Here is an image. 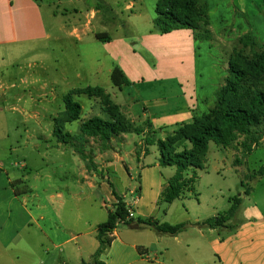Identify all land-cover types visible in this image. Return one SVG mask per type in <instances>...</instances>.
Segmentation results:
<instances>
[{
  "label": "crops",
  "instance_id": "obj_1",
  "mask_svg": "<svg viewBox=\"0 0 264 264\" xmlns=\"http://www.w3.org/2000/svg\"><path fill=\"white\" fill-rule=\"evenodd\" d=\"M124 1L125 11H136L126 20L118 17L122 14L120 0H0V48H14L26 54L38 52V59L43 62L50 57L52 42L66 39L77 48L82 59L77 81L85 82V87L103 88L122 112L134 111L133 104H129L130 96L126 97L129 94L124 92L126 87H138L140 96H150L158 85L165 95L176 87L181 100L180 106L171 107V93L162 98H144L142 110L134 111L137 117L131 118L144 131L114 136L109 143L82 135L81 124L85 119L66 123L70 134L67 137L74 143L70 146L74 159L71 172L74 171L76 184H55L50 175L41 172L39 165L32 176V169L30 173L17 175L13 171L15 167L22 171L29 168L28 156L22 157L21 166L15 162L7 167L0 160V264H91L99 247L97 228L107 221L118 197L133 205L134 220L153 219L172 225L186 220L183 215L175 219L172 216L189 207L183 197L191 191L171 204L164 202V191L176 168L160 164L155 141L164 140L177 124L190 123L195 115L207 113L220 81L227 74L223 72L220 76L218 71L216 78L210 77L207 84L210 90H207L200 83L201 68L216 69V63L211 52L208 63L203 62L200 41H195L193 32L180 29L157 33L152 10L159 0ZM238 1L236 5V0H229L227 7L232 6L234 16H248L247 27L242 32L256 36L255 24L264 30V10L259 0H251L256 10H250L247 0ZM207 2L212 34V39L205 41L208 43L214 36L211 23L214 9L211 0ZM45 13L55 22L56 35L48 28ZM124 30L127 33L121 32ZM116 67L123 72L129 86L119 89L112 84L111 74ZM64 79L68 81V77ZM110 89L118 102L109 93ZM89 101L90 113L96 104L100 109L98 99ZM45 119L39 123L40 127H44ZM151 131L157 132L152 139ZM38 138L46 143L50 141L44 135ZM147 139L150 145L145 143ZM130 143L133 150L129 152L125 145ZM60 146L58 143L56 149L60 150ZM137 147L141 148L140 161ZM193 171L187 173L188 178ZM122 173L127 178L123 179ZM31 178L38 185H30ZM44 179L48 183L41 187L39 182ZM15 184L22 185V189ZM129 190L137 194L136 204ZM254 195L255 192L238 197L241 207L225 227L190 225L177 235L157 233L150 227L117 228L112 234L113 241L98 260L102 264H264V193L259 194L260 203ZM228 199L225 211L232 204V198ZM225 201L223 191L215 190L210 204L199 202L193 224L222 215L215 206L223 207ZM202 212L207 217H202Z\"/></svg>",
  "mask_w": 264,
  "mask_h": 264
},
{
  "label": "rangeland",
  "instance_id": "obj_2",
  "mask_svg": "<svg viewBox=\"0 0 264 264\" xmlns=\"http://www.w3.org/2000/svg\"><path fill=\"white\" fill-rule=\"evenodd\" d=\"M120 1L122 14L118 15L119 18L126 20L128 16L136 13L135 10L133 12L125 11V1ZM228 2L229 0H211L214 9L211 15L213 40L208 43L200 41V53L202 55L201 58L204 60L203 62L208 63L207 58L208 56L210 57L209 52H211L216 63V69L214 67L201 68L203 79H200V83L207 90H210V86H207V84H210L209 78H216L218 71L220 76H222L223 72L227 74L220 81L218 87L225 84L231 56L236 51L238 52L242 49V45L239 44L238 40L246 34L242 31L247 27L246 21L248 20V16H234L232 6L227 7ZM246 2L250 10H256L251 0H247ZM237 3H239L238 0H236V5ZM259 4L264 10V0H259ZM152 14L155 15V9L152 10ZM45 16L48 28L56 35L55 22L48 13H45ZM259 16L262 17L263 14ZM234 17L236 19L235 23ZM255 25L257 26L255 33L259 38L255 37L257 40L260 39L262 41L258 40L260 43L264 44V30L257 24ZM121 32L127 33L125 30ZM209 45L210 47L212 46L211 51L209 50ZM52 47V50H49L50 57L43 62L39 61L38 52L26 54L22 51L16 52L14 48H0V156L2 157L0 160L7 167L10 163L15 162L21 166L23 163L22 157L28 156L26 161L31 166L29 164V168L27 170L24 169V171L15 167L13 171L17 175L30 173V169H32L33 171L30 173L32 176L35 174V169L39 167L40 170L42 169V173H46L52 177L55 184L60 182L76 184L73 179L74 176H72L74 171L71 172L72 167L74 168L72 165V160L74 159H72V149L70 146L74 143L66 136L67 126L65 127L63 124L64 130L56 127L55 117L57 115L59 117L60 113L64 110V96L73 90L71 86L85 87V82L80 84L81 81L78 82L76 79L78 72L82 71L80 65L82 59L79 57L77 48L66 39H63L61 42H52ZM245 53L249 54V49H246ZM10 75L11 77H9ZM66 77H68V81H65L64 78ZM157 88L150 96H140L138 93L140 89L138 87L132 89L126 87L124 88V92L129 94L126 97L130 96L131 101L129 104H133L135 112L142 110L144 98H162L166 95L170 96L169 93H171L173 102L170 106L177 107L181 105L178 88L174 87V90L171 88L169 93L166 92V95L162 86L158 85ZM109 93L118 102L114 91L110 89ZM122 95L118 91V96L122 97ZM123 98H125V95ZM89 100L88 97L83 95L76 96V101L84 105L81 118L85 120L101 114L99 104L93 107L91 113L89 112V107H87L90 103ZM214 106L215 100L211 108ZM134 111H125L123 113L126 118L131 120V118L137 117ZM26 112L28 113L26 114ZM44 118H46L44 127H40L39 123ZM53 118H55L54 121H52ZM42 135L50 137L49 143L39 140L38 137ZM135 137L137 138V135ZM58 143L61 144L60 150L56 149ZM50 146L52 147L50 148ZM125 149L129 152L132 151L133 144L125 145ZM9 157L11 160H9ZM236 159L240 160V164L234 166L233 163ZM60 164L63 166H60ZM36 165L39 166L36 167ZM203 165L205 166L204 169L196 170L193 190L183 197L184 203L189 205V209L193 210H188V208L181 209V212L172 216L174 217L173 219L178 215H183L186 218L184 223L189 224V226L194 225L193 222L196 219L194 214L199 213L195 212V209L199 208V202L203 201L205 204H210L215 190L220 189L226 197L225 206L221 207L218 204L215 206L220 209V214L226 212L225 210L229 205L228 198H232L233 200L240 197V195L246 194V190L249 188H251L249 194L251 193L252 195L255 192V200L260 203L258 199L259 194L264 193V175L261 176L259 174L261 169L264 170V139L256 149H253L252 152L245 156V159H243L239 145H236L235 148L223 149L214 142H210ZM0 174H2V171H0ZM121 177L125 179L127 175L122 173ZM30 180V185H38V182H34L33 178ZM47 183L48 181L45 179L39 182L41 187H45ZM15 185L22 189V185ZM76 190H79V188ZM200 215L207 217L208 214L202 212ZM124 227H127V225L119 226V228Z\"/></svg>",
  "mask_w": 264,
  "mask_h": 264
},
{
  "label": "trees",
  "instance_id": "obj_3",
  "mask_svg": "<svg viewBox=\"0 0 264 264\" xmlns=\"http://www.w3.org/2000/svg\"><path fill=\"white\" fill-rule=\"evenodd\" d=\"M209 25L207 0H159L156 3L154 28L157 33L168 34L175 30L189 29L193 32L195 41H210L212 34ZM238 42L242 49L231 56L225 84L218 87L215 92V106L203 115H195L190 123L177 124L174 131L164 140L155 141L160 153V164L176 168V174L168 180V186L163 194L166 204L173 203L185 192L193 190L196 170L205 168L203 162L206 160L210 142L223 149L239 145L245 159V156L256 149L264 139V44L251 32L240 37ZM246 49H249V54L245 53ZM111 81L119 89L130 85L117 67L111 74ZM79 95L98 99L101 111L100 115H95L81 124L82 135L109 143L114 136L141 134L144 131L143 127L135 126L126 118L119 105L112 101L111 96L103 88L91 86L73 89L64 96L65 107L55 119L56 127L64 130L66 123L81 119L82 105L76 101V96ZM156 133L151 131L149 138H154ZM69 135L67 132L66 136ZM145 143L151 144L149 139ZM140 155L141 148L137 147L138 161ZM239 164V159L233 163L234 166ZM192 169L193 175L188 178L187 173ZM259 172L261 176L264 175L263 169ZM250 191L251 188L246 190V194ZM240 207L241 199L234 198L224 214L194 225L225 227L226 222L236 216ZM128 214L127 204L123 198L118 197V202L109 212L107 221L97 228L99 247L92 257L91 264H102L98 260L99 257L113 241L112 234L119 228V222L126 220ZM123 225L136 229L150 227L157 233L169 235H177L189 227L186 223L172 225L153 219H132Z\"/></svg>",
  "mask_w": 264,
  "mask_h": 264
},
{
  "label": "built area",
  "instance_id": "obj_4",
  "mask_svg": "<svg viewBox=\"0 0 264 264\" xmlns=\"http://www.w3.org/2000/svg\"><path fill=\"white\" fill-rule=\"evenodd\" d=\"M106 179L108 180L107 176H106ZM128 193L133 197L132 198L133 204H136L137 199H138L137 194H134V192H132L131 190H129ZM132 206H133L132 204H127L128 213L129 214H128L126 220H122V221L119 222V225H123L125 222H127V221L132 220V219L135 218V212H134V209H133Z\"/></svg>",
  "mask_w": 264,
  "mask_h": 264
}]
</instances>
